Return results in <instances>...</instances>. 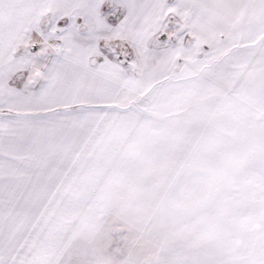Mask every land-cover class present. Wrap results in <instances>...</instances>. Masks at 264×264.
Masks as SVG:
<instances>
[{"label": "snow or ice", "instance_id": "snow-or-ice-1", "mask_svg": "<svg viewBox=\"0 0 264 264\" xmlns=\"http://www.w3.org/2000/svg\"><path fill=\"white\" fill-rule=\"evenodd\" d=\"M0 264H264V0H0Z\"/></svg>", "mask_w": 264, "mask_h": 264}]
</instances>
